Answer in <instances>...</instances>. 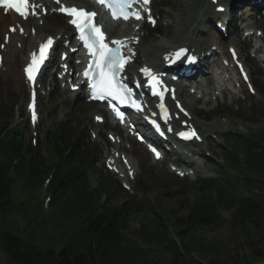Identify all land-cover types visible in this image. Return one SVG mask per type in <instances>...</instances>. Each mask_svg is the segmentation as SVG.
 <instances>
[{
    "label": "trees",
    "instance_id": "trees-1",
    "mask_svg": "<svg viewBox=\"0 0 264 264\" xmlns=\"http://www.w3.org/2000/svg\"><path fill=\"white\" fill-rule=\"evenodd\" d=\"M6 115L0 105V251L7 264H179V260L198 264L187 260L192 246L210 247L211 243L201 237L196 243L187 239L199 229L218 226L222 205L235 209L234 225L256 229L259 238H264V130L247 138L237 136L234 151L222 167L223 181L201 184L202 194L189 218L183 220L184 228L179 229L183 248L171 239L167 223L157 216H145L147 225L135 236L173 258L162 263L159 256L149 255L150 246L139 247L126 233L130 219L143 213L144 207L132 199L112 206L101 200L89 174L93 161L80 141L74 142L68 127L60 124L49 129L50 156L45 159L26 145L23 129H8ZM54 168L48 190L53 201L47 215L41 185ZM18 182L24 183L21 192ZM98 185L111 197L113 184L99 176ZM174 224L178 227L179 223ZM253 240L248 235L243 254L221 257L213 249L214 262L208 264H264V246Z\"/></svg>",
    "mask_w": 264,
    "mask_h": 264
},
{
    "label": "rangeland",
    "instance_id": "rangeland-1",
    "mask_svg": "<svg viewBox=\"0 0 264 264\" xmlns=\"http://www.w3.org/2000/svg\"><path fill=\"white\" fill-rule=\"evenodd\" d=\"M180 4H184L182 7H178L179 2L177 0H169L170 2V8H174L172 11L167 12V14L171 15H178L181 13V11L185 10V5L187 2L189 11H185V13H182L183 16H189L190 14H194L196 12H199L203 8L205 9L207 6V0H194L192 1V5L188 0H179ZM237 0H226L229 4H232V2ZM177 2V3H176ZM176 3V5H175ZM175 5V7H174ZM155 7L157 8L158 12L162 15L166 11H169L170 8H160L157 5V0L155 3ZM210 11H213L210 10ZM209 14V9L207 12V16ZM54 25V26H53ZM63 25V22L61 21V17L57 15H52L48 18L47 22V30L48 32L54 33L55 26H61ZM162 25V34L161 35H155L151 32V29L149 28L148 31L145 32V35L143 37V42L141 45V49L144 53L143 56H145L146 52L149 51V54L152 56L153 52H150L148 50V45L152 44L156 40H159L164 34H167L169 32L174 31V24L166 26L165 24V18L163 16V20L160 22L159 26ZM242 49L246 48V45H241ZM24 55H26V51H23ZM252 65L255 67L258 66L254 61H250ZM18 64L13 63H5L2 70H0V101L5 100L7 102V105L9 108L12 109V112H14V115H16L17 120L21 121L22 115L25 114V105H26V96L24 94V91L19 87L18 85V79L16 75ZM260 67V66H259ZM258 67V70L263 72L264 74V68L260 69ZM264 67V65H263ZM48 78V77H47ZM261 83L264 84V76L261 77ZM49 87V90L53 89V83L52 80L49 84H47V87ZM233 87V86H231ZM259 89L258 95L255 97V103L260 102L264 105V95H262L260 87L257 86ZM48 88L45 89V92H47ZM243 93L240 92L237 88L233 87V91L230 93L229 96H231L234 100L233 104L227 105L229 108L234 107L235 110H238V113L240 115H235L236 117H232L229 120H225L223 118L217 117L213 121H216L218 124H227L229 129L221 130L224 132V134L228 133L229 131H242L244 133H248V130L258 131L262 128H264V118L258 114V110L256 109L254 111V100L250 101L248 98H243ZM236 99V100H235ZM189 101H195L193 103V111L200 115L207 114V112L202 111L200 113L199 107L201 105H206L207 109H210L212 107L216 106V99H214V90L211 92V95L208 97V99L203 98L201 101L197 100L195 96L190 95ZM230 100V97H229ZM93 105H89L86 102H84L81 99H77L74 97H71L68 95V93L63 92L60 88H57L55 91H53L46 96L41 97L40 101V110H41V123H52V121L49 120V117L47 114L54 113L53 122H57L60 120L68 119L71 122L72 127H79L81 133L86 135L87 129H93ZM227 108V107H226ZM92 111V112H91ZM202 123V122H201ZM208 122H204V129L207 132H213L216 131V128H213L210 131L207 128ZM101 130L103 131V126H101ZM39 131L40 129H37V134L40 137ZM212 135H214L212 133ZM221 135L216 136L215 143L222 142L223 146H212L211 143L207 142L206 147L212 149L213 153L216 154V159L218 158L220 161H222V157H224L225 151L224 148L228 147V143L225 142L221 137ZM31 137H35L34 131L30 128V131L27 134V141H31ZM103 137V136H102ZM105 140L104 137L102 139ZM108 142V141H107ZM123 148L131 155L133 151H135L136 155H142L143 160L140 161L139 159L135 158L136 164L138 165V168L140 170L139 176L137 179L132 183L133 184V191L136 196H139V198H144V200L147 201V208L152 212V214L156 215L159 219L168 222L170 225H173L172 221H178V227H174L175 233L177 232L178 236L180 235L179 232L181 231L179 229L184 228V224H182L184 219L189 218L191 214L192 206L195 205L196 201L200 198V190L197 188V185L194 186L192 183H185L184 181H180L176 178V174L170 169L169 165L166 162H156L153 160L152 156L147 153L143 146L138 145L135 143V146L130 143L129 146L126 144H123ZM43 153H45L46 147L42 148ZM169 160L173 161L174 159L170 158ZM202 169L206 170L209 174L217 175L216 178H210V179H217L220 180L222 177V173L215 169L213 166L202 164ZM99 171L102 170V168H98ZM99 172H95L92 174V180L94 184H97V177ZM204 177L201 174H197V179H203ZM192 182H197L192 179V177L189 178ZM189 181V182H191ZM127 194L116 192L114 195V202H122L126 201L129 197ZM104 200H107L104 196ZM113 204V203H112ZM224 209H227L228 206L222 205ZM235 214V209L229 208L228 210H223L222 212V219L218 226L215 228H202L199 229L198 232H195L196 236H190L188 240H192V242L188 241V243H196L197 238L201 237L203 238V241L205 243L210 242L209 245H203L201 243H197L196 246H192V251L189 256L187 255L188 261H194L198 264H208L210 261L214 262L212 260V251L213 249H216L219 251L218 255L221 257L229 255H234L237 252L240 254L246 253V239L248 238V235L251 237H254L255 243L259 244L258 246H264V238H259L258 231L256 229L252 228H244L242 229L240 226L234 225L232 223L233 217ZM145 220L142 217H139L138 219H134L131 222V228L132 230H136L141 228V225L145 224ZM181 223V224H180ZM183 226V227H182ZM264 230V228H263ZM172 231V238L173 237V230ZM263 232V231H262ZM264 233V232H263ZM176 234V236H177ZM135 238V237H134ZM139 239L140 237L137 236ZM179 238H181L179 236ZM139 247L145 248V249H151L149 251L150 256H159V262L165 263L167 260H173L172 257H169V254H166V256H163L161 248L154 247L148 243H145L143 241L136 240ZM150 246V247H149ZM255 246V245H254ZM55 248H58L55 246ZM186 257V256H185ZM215 258V257H214ZM0 264H7L5 256L2 252H0ZM179 264H187L186 260H179Z\"/></svg>",
    "mask_w": 264,
    "mask_h": 264
},
{
    "label": "snow or ice",
    "instance_id": "snow-or-ice-1",
    "mask_svg": "<svg viewBox=\"0 0 264 264\" xmlns=\"http://www.w3.org/2000/svg\"><path fill=\"white\" fill-rule=\"evenodd\" d=\"M57 2L59 3V0H57ZM134 2L135 0H98V3L105 4L112 11L113 18H123L125 20L131 17L141 19L139 11L129 10L131 4ZM143 3H149V0H143ZM0 5L4 6L6 9H14L17 13L23 16L28 14L29 8L32 10V14H35L34 9L36 5H29L28 0H0ZM58 10L72 17L70 23H72L78 30L79 39L83 42L84 47L89 50V54L92 56L89 70L84 73L85 76L92 79V97L99 100L111 98L124 102L127 99V94L130 90L117 79V74L123 70L124 64L127 63L130 58H126L121 52V48L125 46L126 41L112 40L111 44L114 46H110L109 43L106 42V36L102 27L94 23V17L96 16V13L94 12L82 8H69L64 6ZM154 22L155 21H153V23ZM12 30L14 31L15 29ZM52 44L53 39L50 37L45 44L40 46L39 54L35 52L32 53L31 63L28 64L25 71L28 79L33 83H35V77L39 72L41 65L48 58V49ZM187 51V49L181 48L172 55L178 60L185 56ZM186 58L189 63L194 62L196 59L195 56H187ZM168 59L172 62V56L168 57ZM142 71L151 76L154 83H160L157 77L151 73L150 69L144 68ZM32 95L33 104L29 105V107L32 108V120L33 123H35V91H33ZM134 106L139 108V105ZM116 111L117 115L122 118V114L118 110ZM179 135L186 139H190L193 136H196V133L193 129L190 132H181ZM196 138L198 139L199 137L197 136ZM153 151H155V149H153ZM157 156H159V153H157Z\"/></svg>",
    "mask_w": 264,
    "mask_h": 264
},
{
    "label": "bare ground",
    "instance_id": "bare-ground-1",
    "mask_svg": "<svg viewBox=\"0 0 264 264\" xmlns=\"http://www.w3.org/2000/svg\"><path fill=\"white\" fill-rule=\"evenodd\" d=\"M242 1L248 2L250 0H242ZM73 4L82 6V5L76 4V3H73ZM181 6H184V4H181ZM251 14L252 13L249 11L248 15L250 16ZM179 17L182 18V20H180V22L177 23L175 33L180 34V32H182L183 29H185L184 35L189 36L190 39H189V41L185 42L186 44H183V45L187 46L189 48V50L195 49L194 50L195 53L201 54L203 52L201 47L205 43V41L199 39L198 36H199V32L201 31L200 27L204 23V20H205V18H204L205 13L200 12L198 14L189 15L186 18H183L181 13H179ZM18 21H20V19L17 18L12 13H11V15H4L2 13V11L0 10V28L2 30V32H0V43H3L2 45H4V47H5L4 53L9 58V60H11L13 62H17V63L22 65L23 63H25L27 61V58L25 56L21 55L23 50L26 49L29 52L30 50L34 49L40 41L45 40L51 34H46V32L44 31V27L46 25L47 20H45L42 16L37 18L36 22L32 23V26H34L37 29V32L35 35L29 34L30 31L28 33V29L30 30L31 26H28L27 23H24L25 24L24 27H25L26 33H27V34H25V37L20 36L18 33H9V30H7L8 25H10V24L16 25V23ZM42 23H44V24L42 25ZM67 31H68L67 27L58 28V29H56V34L54 35V37H56L57 35H60V34H67ZM107 31L110 34V38L117 37L116 32L113 30V28L111 26H107ZM5 33L8 34L6 39H5ZM133 34L138 35L136 32L133 33V27H129V28L125 29L124 36H130ZM169 35L170 34H166L165 37L168 38ZM179 38H181V37H179ZM179 38L177 37V38H174L173 40L179 39ZM67 39H70L71 41H73V36L70 35L69 37H67ZM179 40H182V38ZM18 43H22V49H20V50L16 46ZM217 44H219V43L217 42ZM149 46H150L149 50L155 54L154 55L155 57H149L148 59L145 60L144 64L149 65V66L154 67V68H158V67L162 66V61H163L162 55L165 53H168L170 51V49H173V47L175 45H174V41H172L171 44L167 45L166 39H161L160 41L157 40L152 45L150 44ZM211 66H212V68H215L217 66V63L216 64L211 63ZM21 75H22V69L19 68L17 70L18 84L26 93L27 87H26V84L24 82L23 76H21ZM198 76H199L198 78H200V82H202L203 79L206 78L205 79L206 85L212 84V80L210 78V77H212V75H205V74H201V72H200V74ZM200 87H201L200 90L202 92H204L206 94L208 93L207 91L202 89V87H203L202 85ZM70 94L73 96L72 93H70ZM28 99H29V94H28ZM178 99L182 100V102L184 103L185 106L190 105V102H188L185 99L181 90L178 91ZM98 111H100L99 108H97L95 110V113H97ZM215 126H221V125L216 124ZM139 160L140 161L143 160V156H139ZM218 170L222 171V168L218 167ZM201 172H204V171L201 170ZM181 235H182V233H181ZM183 235L184 236H190L188 234V232H184ZM183 244H184V241L180 239L179 244H178L180 246V248H183Z\"/></svg>",
    "mask_w": 264,
    "mask_h": 264
}]
</instances>
